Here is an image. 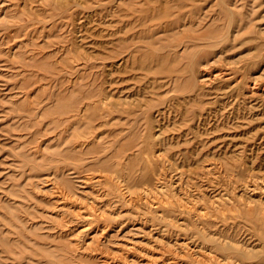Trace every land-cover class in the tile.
Wrapping results in <instances>:
<instances>
[{"label": "rangeland", "instance_id": "374dc122", "mask_svg": "<svg viewBox=\"0 0 264 264\" xmlns=\"http://www.w3.org/2000/svg\"><path fill=\"white\" fill-rule=\"evenodd\" d=\"M262 29L264 0H0V264H155L152 255L179 253L168 239L202 241L178 211L159 218L139 197L196 199L214 213L210 237L230 226L251 242L242 219L226 221L210 202L264 195V182L251 191L264 172V97L241 95L263 71ZM219 56L207 71L234 77L202 86ZM123 183L131 195L118 194Z\"/></svg>", "mask_w": 264, "mask_h": 264}, {"label": "bare ground", "instance_id": "6f19581e", "mask_svg": "<svg viewBox=\"0 0 264 264\" xmlns=\"http://www.w3.org/2000/svg\"><path fill=\"white\" fill-rule=\"evenodd\" d=\"M184 2H182L181 4H183ZM186 5V4H185ZM198 6V5H197ZM185 8V7H184ZM195 8V7H194ZM155 9V8H154ZM194 11V10H193ZM94 13V12H93ZM186 14V13H185ZM181 16H183V15H181ZM180 16V17H181ZM185 16V15H184ZM198 16H199V14H198ZM197 17V16H196ZM201 18V17H200ZM185 19H186V16H185ZM199 20H201V19H199ZM192 21V20H191ZM192 23V22H191ZM201 24V23H200ZM196 25V24H195ZM194 25V26H195ZM198 25H199V22H198ZM197 26V25H196ZM196 28V27H195ZM199 29V28H198ZM196 30V29H195ZM195 30H193V31H195ZM184 31V30H183ZM199 32V31H198ZM262 33V36L264 37V29H262V30H260V32H259V34H261ZM181 34V33H180ZM199 34V33H198ZM219 35V34H218ZM212 38H214V37H212ZM211 39V38H210ZM219 39H217V41H218ZM223 40V39H222ZM220 41V40H219ZM217 43V42H216ZM219 43H221V42H219ZM214 44V43H213ZM218 44V43H217ZM216 44V45H217ZM221 53H222V51H220ZM218 55V53L216 54V56ZM224 55V54H223ZM264 57V56H263ZM219 58H220V56L219 57H217L216 59H214V61L213 62H209V63H207L204 67H203V72H204V74L203 75H201L200 76V83H201V85L202 86H206V87H208V86H210V88H211V86L214 84V82H215V80H217V78L219 77V78H221V77H224V82H227L228 80H232V77H234V76H232V71H233V69H232V71L231 72H228L227 70H219L220 72H218V73H215V74H213V72H208L207 71V69L210 67V65H211V63H214V62H219L220 60H219ZM261 61V60H260ZM208 66V67H207ZM227 68V67H226ZM229 68V67H228ZM262 69H263V71H262V73L259 75V76H255V75H251L250 76V78L248 77V79H249V81H247V82H245V84L244 85H246V91L243 89L242 91L244 92V93H241V95H244V100H245V98L246 99H249V102H251V101H254V99H257L258 98V96H259V98L261 97H264V87H263V84H261V81L264 79V64L262 65V67H261ZM235 70H236V68H234ZM202 70V69H201ZM201 70H200V72H201ZM236 73V72H235ZM253 74V73H252ZM198 79V78H197ZM195 81H196V84H197V80L196 79H194ZM236 80V79H235ZM242 80V79H241ZM241 80H239L238 82H237V84L239 83V82H242ZM217 82V81H216ZM215 82V83H216ZM229 82V81H228ZM243 82H244V80H243ZM242 82V83H243ZM199 83V84H200ZM262 83H263V81H262ZM231 84V83H230ZM214 86V85H213ZM240 86H242V84H238V88L239 89H242V88H240ZM243 87V86H242ZM235 88V85H234V87L233 88H231V89H233V91L235 90L234 89ZM244 88V87H243ZM200 89H202V88H200ZM206 89V88H205ZM223 89V88H222ZM221 89V90H222ZM220 90V89H219ZM220 90V91H221ZM226 90V89H225ZM238 90V89H237ZM201 91V90H200ZM211 91V90H210ZM214 91H215V89H214ZM217 91V90H216ZM224 92V91H223ZM228 92H226V94H227ZM225 94V93H224ZM223 94V95H224ZM225 94V95H226ZM229 97V96H228ZM227 97V98H228ZM241 97V96H240ZM260 98V99H261ZM241 99V98H240ZM264 99V98H263ZM236 101V100H235ZM259 101V100H258ZM245 102V101H244ZM248 102V101H247ZM248 102V103H249ZM260 102H261V100H260ZM255 103V102H254ZM258 103V102H257ZM263 103V102H262ZM94 104H97L98 105V102L97 103H94ZM101 104H102V102H101ZM108 104V103H107ZM243 104V103H242ZM251 104V103H250ZM256 105V104H255ZM101 106V105H100ZM104 106H105V104H104ZM248 106V105H247ZM107 107V106H106ZM109 107V106H108ZM110 108V107H109ZM244 108H245V106H244ZM248 108V107H247ZM250 108V107H249ZM253 109H254V107H253ZM257 109V108H256ZM246 110V109H245ZM253 111V110H252ZM251 112V111H250ZM247 114V113H246ZM250 115V114H249ZM253 116H254V114H253ZM257 116V115H256ZM155 135V134H154ZM98 139V138H97ZM96 141V140H95ZM149 142V141H148ZM153 142V141H152ZM83 144H84V142H83ZM85 144H87V145H89L90 144V142H89V144L88 143H85ZM115 144V143H114ZM149 144V143H148ZM147 144V145H148ZM45 145V144H44ZM81 145V144H80ZM80 145H78V146H80ZM155 145V144H154ZM85 147V146H84ZM84 147H83V149H84ZM144 147H145V145H144ZM148 147H150V146H148ZM143 148V147H142ZM153 148V147H152ZM77 149H79V147L77 148ZM118 149V148H117ZM119 150V149H118ZM145 150V149H144ZM153 150H154V148H153ZM85 152V151H84ZM115 153V152H114ZM147 153V152H146ZM149 153V152H148ZM154 153V152H153ZM157 153V151H155V154ZM150 154V153H149ZM116 155H117V152H116ZM151 156L153 155V154H150ZM161 154H159V156H160ZM113 156H115V155H113ZM121 156H122V153H121ZM146 157H147V154L145 155ZM153 156H155V155H153ZM158 156V155H157ZM158 156V157H159ZM120 157V156H119ZM118 157V158H119ZM126 157V156H125ZM145 157V158H146ZM115 158V157H114ZM123 158H124V156H123ZM122 158V159H123ZM127 158V157H126ZM149 158V157H148ZM157 158V157H156ZM155 158V159H156ZM125 159V158H124ZM160 159V158H159ZM166 159H168L167 157H166ZM111 160H113V159H111ZM121 160V159H120ZM149 160V163L151 164V162H150V159H148ZM157 160H158V158H157ZM163 160V159H162ZM165 160V159H164ZM169 160V162H170V159H168ZM125 161H126V159L124 160V163H125ZM167 161V160H166ZM172 161V160H171ZM116 162V161H115ZM162 162H164V161H162ZM162 162H160L159 164L161 165V166H163V164H162ZM112 163V162H111ZM127 164H128V162H126ZM147 163V162H146ZM115 164V163H114ZM118 164V163H117ZM159 164H158V166H159ZM168 164V163H167ZM121 165V164H120ZM155 165V164H154ZM170 165V164H169ZM109 166H111V165H109ZM119 166V165H118ZM118 166H117V169H118ZM122 166V165H121ZM126 166V165H125ZM144 166V165H143ZM160 166V167H161ZM206 166V165H205ZM210 166V165H209ZM206 167L207 169L206 170H208L209 172L210 171H212V169H214V170H216V164H215V166H214V168L211 166V167ZM155 167V166H154ZM167 167H169V166H167ZM203 167V166H202ZM219 167H221V166H219ZM121 168V167H120ZM125 168V167H124ZM144 168H146V167H144ZM162 168V167H161ZM166 168V167H165ZM204 168V167H203ZM203 168H202V171H203ZM75 169V168H74ZM73 169V170H74ZM158 169V168H157ZM160 169V168H159ZM125 170V169H124ZM213 170V171H214ZM218 171H220V170H222V169H217ZM55 171V170H54ZM112 171V170H111ZM120 171V170H119ZM118 171V172H119ZM156 171V170H155ZM162 171H163V169H162ZM212 171V172H213ZM225 171V170H224ZM232 171V170H231ZM261 171V170H260ZM264 171V170H263ZM262 171V172H263ZM118 172H113V173H117L116 174V176H117V179L120 181V182H124V179H122L124 176H122V175H119V173ZM121 172L123 173V170H121ZM153 172V171H152ZM157 172V171H156ZM160 172V171H159ZM54 173V175L53 176H50L51 178H49V180L48 181H51L52 182V191L51 192H55L56 193V196H58V198H59V200H61V193L63 192V194H64V191H62L61 190V186H60V183H59V181H58V178H59V176H58V174L56 173V172H53ZM134 173V172H133ZM136 173V172H135ZM147 173V172H146ZM146 173H143L144 175L146 174ZM154 173V172H153ZM158 173V172H157ZM201 173H203V172H201ZM214 173V172H213ZM212 173V174H213ZM216 173V172H215ZM219 173V172H218ZM127 174V173H126ZM242 174V173H241ZM153 175V174H152ZM158 175H159V173H158ZM207 175H208V173H207ZM211 175V174H210ZM214 175V174H213ZM213 175H211V176H213ZM232 175V174H231ZM230 175V176H231ZM107 176V175H106ZM111 176H113V174L111 175ZM126 176V175H125ZM135 176V175H134ZM134 176H133V178H134ZM155 176H156V178H158L159 176H157L156 174H155ZM161 176V175H160ZM165 176V175H164ZM202 176V175H201ZM220 175H218V176H216L217 178L219 177ZM224 176V175H223ZM96 177V176H95ZM130 177V176H129ZM139 177V176H138ZM141 177V176H140ZM162 177V176H161ZM199 177V176H198ZM204 177V176H203ZM206 177H209V175L208 176H206ZM225 177H226V175H225ZM225 177H223V178H225ZM228 177V176H227ZM93 178V177H92ZM121 178V179H120ZM144 178V177H143ZM193 178V177H192ZM201 178V177H200ZM230 178V177H229ZM228 178V179H229ZM234 178V177H233ZM232 178V179H233ZM70 179V178H69ZM98 180L97 181H110V179L111 178H108V176L107 177H103V175L102 176H98V178H97ZM140 179V178H139ZM151 179L152 178H150V181H151ZM195 179V178H194ZM210 179V178H209ZM208 179V180H209ZM216 179V178H215ZM227 179V178H226ZM237 179V178H236ZM83 180V179H82ZM90 180H91V178H88V176H87V178H86V182H87V184H89L90 183ZM112 180V179H111ZM154 180V179H153ZM156 180V179H155ZM161 180V179H160ZM163 180V179H162ZM182 180H183V178H182ZM181 180V181H182ZM190 180H191V178H190ZM207 180V179H206ZM213 180V179H212ZM219 180H220V177H219ZM47 181V180H46ZM85 181V180H84ZM105 181V182H106ZM116 181V180H115ZM139 181H141V179L140 180H138V182ZM142 181H143V185H145V184H147V185H149V187L151 186L150 185V181L149 180H146V181H148L149 182V184L148 183H145L144 182V179H142ZM180 181V180H179ZM180 181V182H181ZM201 181V180H200ZM214 181V180H213ZM212 181V182H213ZM218 181V180H217ZM254 181L256 182V184L254 185V188L251 190V191H253V194L255 193L254 191H258L257 189H259V187H258V185H257V182H264V172L263 173H261V174H256V175H254ZM93 182H95V181H93ZM164 182V181H163ZM195 182V181H194ZM211 182V181H210ZM219 182V181H218ZM97 183V182H96ZM112 183H113V181H112ZM115 183H117V182H115ZM115 183H113L114 185H115ZM126 183V182H125ZM128 183V182H127ZM142 183V182H141ZM145 183V184H144ZM174 183V182H173ZM172 183V184H173ZM247 183V182H246ZM100 184V183H99ZM107 184V183H106ZM120 184V183H119ZM162 184H164V183H162ZM176 184V183H175ZM178 184H179V182H178ZM198 184H200V182L198 183ZM202 184V183H201ZM209 184V183H208ZM207 184V185H208ZM211 184H213V183H211ZM91 185V184H90ZM121 185V184H120ZM119 185V186H120ZM128 185V184H127ZM126 184H124L123 183V187H122V189H120V191L119 190H117V191H119V193L118 194H120L121 195V197H125L126 196V194L128 195V194H130L131 193V191H130V189H129V186H127ZM138 185V183L136 182V185L135 186H137ZM142 185V186H143ZM146 185V186H147ZM155 185V184H154ZM161 185V184H160ZM159 185V186H160ZM195 185V184H194ZM235 185V184H234ZM243 185H245V182H244V184ZM118 186V185H117ZM139 186V185H138ZM137 186V187H138ZM163 186H165V185H163ZM171 186V185H170ZM185 186V185H184ZM206 186V185H205ZM114 187H116V186H114ZM140 187V189H141V186H139ZM144 187V186H143ZM142 187V189H145V188H143ZM148 187V186H147ZM172 187H173V185H172ZM202 187V186H201ZM245 188L247 187L246 185L244 186ZM117 188V187H116ZM133 188V187H132ZM154 188V187H153ZM156 188H157V185H156ZM165 188V187H164ZM175 188V187H174ZM195 188V187H194ZM204 188V187H203ZM202 188V189H203ZM214 188V187H213ZM79 189V188H78ZM77 189V190H78ZM134 189V188H133ZM176 189H177V186H176ZM198 189V188H197ZM197 189H195V190H197ZM201 189V188H200ZM201 189V190H202ZM212 189V188H211ZM224 189V188H223ZM116 190V189H115ZM115 190H114V192H115ZM205 190H206V188H205ZM246 190V189H245ZM140 191H142V190H140ZM139 191V192H140ZM150 192V194H151V191L148 189V188H146L145 189V191L144 192ZM155 191V190H154ZM182 191V190H181ZM180 191V192H181ZM199 191V190H198ZM207 191H208V189H207ZM206 191V192H207ZM210 191V190H209ZM208 191V192H209ZM223 191V190H222ZM226 191V190H225ZM225 191H223L224 192V194H225ZM246 191H249V190H246ZM139 192H137L138 194H139V196H144V195H142V192L141 193H139ZM157 192L159 193V194H161L162 195V192H163V187L161 186V187H159L158 189H157ZM156 192V193H157ZM177 192V191H176ZM175 192V193H176ZM179 191H178V193H180ZM200 192V191H199ZM205 192V193H206ZM174 193V194H175ZM182 193V192H181ZM192 193V192H191ZM204 192H203V194H205ZM213 193H215V192H213ZM249 193V192H248ZM66 194H68V193H66ZM137 194V195H138ZM145 194V193H144ZM147 194V193H146ZM158 194V195H159ZM167 194V193H166ZM182 194H185V193H182ZM182 194H180V196L182 195ZM197 194H198V192H197ZM208 194V193H207ZM219 194V193H218ZM70 195V194H69ZM106 195V194H105ZM120 195H119V197H120ZM131 195V194H130ZM165 195V194H164ZM188 195H190V194H188ZM195 195V194H194ZM200 195H202V194H200ZM200 195H198V196H200ZM261 195V194H260ZM68 196V195H67ZM71 196V195H70ZM129 196V195H128ZM127 196V197H128ZM150 196V195H149ZM186 196V195H185ZM198 196L196 195V197H197V199H198ZM210 196H212V195H210ZM228 196V195H227ZM63 197V196H62ZM118 197V196H117ZM119 197H118V199H119ZM177 197V196H176ZM179 197V196H178ZM183 197L184 196H182L181 198L179 197V199L177 198V200L176 201H174V200H170V201H168V200H161L162 199V197H161V201H158V202H156V200L154 201V200H148V199H146L145 197L143 198V197H139L140 198V200H142L143 202H146V205H147V203L148 204H150V205H147V206H150L152 209H154L155 210V212H156V214L158 215L159 214V218L161 217V218H164L166 215H165V211L166 210H170V211H173V210H171V209H174L175 211H178L179 213L178 214H180V215H182V217L184 216V218L183 219H185L184 220V222L185 221H188L187 222V228L189 229V227H190V230H192L195 234H197V235H199V236H201V242L200 241H194L195 240V238H194V240H190V242H188L187 241V239L186 238H180V239H178V237L176 238V241L175 240H173L172 238V240L174 241V243H172L173 241L172 240H169L168 239V243L169 244H172V245H175V246H177L178 245V248H175V250L174 251H179V253L178 252H174L175 254H170L169 255V253L167 252V253H165V254H160L159 255V257H157V256H151L150 257V259H151V261L153 260V262L155 263V264H264V195H262V196H260L256 201H254V200H252V199H246L245 201H242V202H240L239 204L238 203H236L235 201H232V202H229L228 200L227 201H224L223 200V205H222V203H220L219 201L217 202L216 201V196H215V201L213 200V201H211L210 202V205H211V203L213 202V203H217V205L215 206V208L214 209H216L217 211H222V212H220L221 214H222V217L227 221V220H231V219H234V220H236L237 219V217H239L240 219H242V223H243V228H246L248 231H249V233H250V237L248 238V239H251V242L253 241L252 240V238H254L255 240H257L258 241V243H259V247L258 246H256V244H254V245H252V243L251 242H248V241H250V240H246L245 242H240L239 241V239L238 238H236L235 237V235L233 234V235H231L228 231H229V227H228V229L227 228H225V230H221V232L219 233V237L218 238H213V237H210V234H207L206 233V228L209 226V225H215V223H213V222H210V221H208V218L209 217H211V216H214L213 214V212H211V211H209V206L207 205V204H201V203H199L198 201H196V199H195V201H189L188 199H186V200H184L183 199ZM194 197V196H193ZM196 197H194V198H196ZM202 198H203V196H201ZM200 197V198H201ZM205 197V196H204ZM230 197V196H229ZM66 198V197H65ZM65 198L63 197L62 199H64L65 200ZM138 198V197H137ZM156 198V197H155ZM159 198V197H158ZM166 198H168V195H167V197ZM170 198V197H169ZM189 198H190V196H189ZM193 198V199H194ZM208 198H209V196H208ZM231 198V197H230ZM240 198V197H239ZM132 199H134V197H132ZM132 199H130L131 200V202H132ZM151 199H153V198H151ZM176 199V198H175ZM205 199V198H204ZM203 199V200H204ZM207 199V198H206ZM210 199V198H209ZM243 199V198H242ZM126 200H128V199H126ZM125 200V201H126ZM191 200V199H190ZM199 200V199H198ZM203 200H202V202H203ZM212 200V199H211ZM230 200V199H229ZM86 201V200H85ZM116 201H119V200H116ZM123 201H124V199H123ZM123 201H121V202H123ZM125 201L123 202V203H125ZM134 201V200H133ZM138 201V200H137ZM155 203H154V202ZM208 201V200H207ZM127 202V201H126ZM130 202V203H131ZM135 202V201H134ZM201 202V201H200ZM209 202V201H208ZM92 204H93V202H91ZM95 203V202H94ZM110 203V202H109ZM112 203V202H111ZM127 203H129V202H127ZM136 203V202H135ZM83 204V203H82ZM91 204V205H92ZM96 204V203H95ZM137 204V203H136ZM138 204H139V202H138ZM140 204H141V202H140ZM145 204V203H144ZM107 205H109V204H107ZM111 205V204H110ZM141 205H143V204H141ZM212 205H214V204H212ZM212 205H211V207H212ZM69 206V205H68ZM89 206V205H88ZM96 206H97V204H96ZM106 206V205H105ZM222 206V207H221ZM94 206H92V208H93ZM112 207V206H111ZM137 207H139L138 205H137ZM228 207H230V210L233 212L234 211V209H236V208H240L241 210H243V212L245 213V212H247L248 214H249V218H246V217H244V216H241V214L240 215H238V216H235L234 214H230V215H227L225 212L228 210L227 208ZM91 208V207H90ZM101 208V207H100ZM105 208V207H104ZM140 208V207H139ZM141 208H143V207H141ZM94 209V208H93ZM92 209V210H93ZM105 210V209H104ZM212 210V209H211ZM238 210V209H237ZM146 211V210H145ZM214 211V210H213ZM217 211H214V212H216L217 213ZM77 212V211H76ZM91 214V213H90ZM89 215V214H88ZM80 216H82V215H80ZM92 216V215H91ZM91 216H89V217H91ZM172 216V215H171ZM154 217V216H153ZM169 217V216H168ZM215 217H216V214H215ZM221 217V218H222ZM92 218H94L93 216H92ZM166 218V217H165ZM164 218V219H165ZM169 218H172V217H169ZM174 218V217H173ZM180 218V217H179ZM179 218H177L176 219V221H177V223L179 222L178 220H179ZM158 219V218H157ZM217 219V218H216ZM216 219H215V221H216ZM166 220V219H165ZM209 220H212L211 218H209ZM218 220V219H217ZM160 221V220H159ZM226 221H223V222H225L226 223ZM138 222V221H137ZM142 222H143V220H142ZM170 222V221H169ZM172 222V221H171ZM183 222V223H184ZM182 223V224H183ZM186 223V222H185ZM217 223V222H216ZM221 223V222H220ZM233 223V222H232ZM144 224V223H143ZM181 224V223H180ZM179 224V225H180ZM227 224V223H226ZM107 225H109V224H107ZM106 225V226H107ZM169 225V224H168ZM172 225V224H171ZM218 225V224H217ZM228 225V224H227ZM234 227H236V223L234 222ZM183 226H185V225H182V227ZM189 226V227H188ZM237 226H238V224H237ZM108 227V226H107ZM186 227V226H185ZM234 227H232V228H234ZM113 228V227H112ZM119 228V227H118ZM128 228V227H127ZM179 228H181V226H179ZM209 228V227H208ZM139 229V228H138ZM186 229V228H185ZM104 230V229H103ZM103 230H102V233H103ZM107 230V229H106ZM141 230V229H140ZM139 230V231H140ZM165 231V230H164ZM208 231V230H207ZM219 231V230H218ZM234 231V230H233ZM245 231V230H244ZM252 231H254L253 233H255L254 235H253V233H252ZM150 232H151V230H150ZM182 232V231H181ZM191 232V231H190ZM189 232V233H190ZM101 233V234H102ZM157 233V232H156ZM162 233V232H161ZM187 233V232H186ZM216 233V232H215ZM158 234V233H157ZM174 234V233H173ZM172 234V235H173ZM179 234V233H178ZM177 234V235H178ZM78 235V234H77ZM80 235V234H79ZM79 235H78V237H79ZM214 235V234H213ZM249 235V234H248ZM248 235H246V236H248ZM95 236V235H94ZM170 236H171V234H170ZM184 236V235H183ZM196 236V235H195ZM77 237V236H76ZM181 237V236H180ZM246 238V237H245ZM94 239V238H93ZM161 239V238H160ZM106 240H108V239H106ZM151 240V239H150ZM244 241V240H243ZM108 243H109V240L107 241ZM72 243V242H71ZM70 243V244H71ZM103 243V242H102ZM104 244V243H103ZM108 245V244H107ZM106 246V245H105ZM261 246V247H260ZM163 247H166V246H163ZM162 247V248H163ZM134 248V247H133ZM138 248V247H137ZM130 249H132V248H130ZM88 250V249H87ZM121 250V249H120ZM133 250V249H132ZM163 250V249H162ZM165 251H166V249H164ZM170 250V249H169ZM181 250V251H180ZM81 251V250H80ZM140 252V251H139ZM161 252V251H160ZM159 252V253H160ZM173 252V251H172ZM113 253V252H112ZM122 253V252H121ZM128 253V252H127ZM126 253V254H127ZM163 253H164V251H163ZM167 254V255H166ZM142 255V254H141ZM180 255H182V256H180ZM136 256V255H135ZM126 257V256H125ZM125 257L123 256V258L122 259H125ZM139 257V256H138ZM141 257V256H140ZM107 258H109V257H107ZM113 258V257H112ZM114 259H117V257L115 256L114 257ZM122 259L120 258L119 260H117V261H119L120 262V260L122 261ZM137 259V258H136ZM103 260V259H102ZM106 260V259H105ZM126 260H128V262L131 260H133V259H130L129 260V258H126ZM146 260H149V259H146ZM104 261V260H103ZM111 261V260H110ZM114 261V260H113ZM116 261V260H115ZM116 261V262H117ZM130 261V262H131ZM134 261L135 260H133V264H135L134 263ZM144 261V260H143ZM150 261V262H151ZM98 262H99V260H98ZM100 262H101V260H100ZM107 262H108V260H107ZM112 262V261H111ZM122 262H124V261H122ZM122 262H120L121 264H123ZM127 262V263H128ZM139 262V261H138ZM102 263V262H101ZM100 263V264H101ZM115 263V262H114ZM103 264V263H102ZM108 264H109V262H108ZM139 264V263H138ZM146 264V263H145ZM148 264V263H147ZM151 264V263H150Z\"/></svg>", "mask_w": 264, "mask_h": 264}]
</instances>
